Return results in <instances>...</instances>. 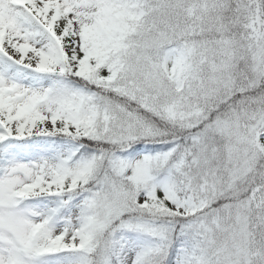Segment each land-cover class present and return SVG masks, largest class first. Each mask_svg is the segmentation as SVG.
Wrapping results in <instances>:
<instances>
[{"label": "snow or ice", "instance_id": "6c2138e0", "mask_svg": "<svg viewBox=\"0 0 264 264\" xmlns=\"http://www.w3.org/2000/svg\"><path fill=\"white\" fill-rule=\"evenodd\" d=\"M0 264H264V0H0Z\"/></svg>", "mask_w": 264, "mask_h": 264}]
</instances>
